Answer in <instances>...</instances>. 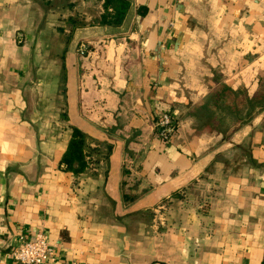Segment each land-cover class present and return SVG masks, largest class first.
<instances>
[{"label":"crops","instance_id":"0c3cea01","mask_svg":"<svg viewBox=\"0 0 264 264\" xmlns=\"http://www.w3.org/2000/svg\"><path fill=\"white\" fill-rule=\"evenodd\" d=\"M46 1L0 0V264L37 232L52 264H264V101L224 132L193 114L264 94V0H125L118 26ZM72 127L109 146L76 176Z\"/></svg>","mask_w":264,"mask_h":264},{"label":"trees","instance_id":"16d2710c","mask_svg":"<svg viewBox=\"0 0 264 264\" xmlns=\"http://www.w3.org/2000/svg\"><path fill=\"white\" fill-rule=\"evenodd\" d=\"M53 1L56 2L55 5H53ZM45 4L46 9H71L72 7L71 0H47ZM101 8L102 11L93 24L118 26L124 18L128 3L125 0H101ZM69 23L72 29L82 25L75 20H70ZM239 94V91L232 93L230 89L222 85L196 105L193 114L204 125L215 131H228L250 115V110L254 111L264 101V94L256 95L244 102L236 101V96H240ZM108 149L109 146L103 143H95L94 146H91L90 138L78 128L72 127L67 148L60 160L61 168L76 176L84 172L94 162L104 159L108 154ZM138 214L127 215L122 221L128 226V222L133 221V218H136Z\"/></svg>","mask_w":264,"mask_h":264},{"label":"built area","instance_id":"2783aa9c","mask_svg":"<svg viewBox=\"0 0 264 264\" xmlns=\"http://www.w3.org/2000/svg\"><path fill=\"white\" fill-rule=\"evenodd\" d=\"M80 55L86 48L78 49ZM157 136L167 139L175 128V122L170 113L161 114L156 122ZM9 254L14 264H52L55 259V247L49 242L47 235L37 232L33 236H20L16 244L9 245Z\"/></svg>","mask_w":264,"mask_h":264}]
</instances>
